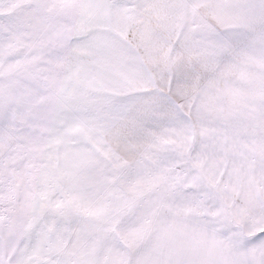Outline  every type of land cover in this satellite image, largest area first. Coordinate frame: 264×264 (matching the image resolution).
<instances>
[{
    "label": "snow or ice",
    "instance_id": "6c2138e0",
    "mask_svg": "<svg viewBox=\"0 0 264 264\" xmlns=\"http://www.w3.org/2000/svg\"><path fill=\"white\" fill-rule=\"evenodd\" d=\"M0 264H264V0H0Z\"/></svg>",
    "mask_w": 264,
    "mask_h": 264
}]
</instances>
